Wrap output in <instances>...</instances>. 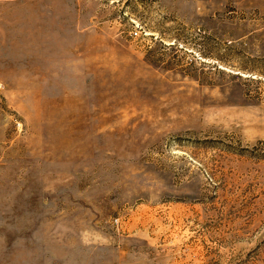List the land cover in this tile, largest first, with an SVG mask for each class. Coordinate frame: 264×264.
Listing matches in <instances>:
<instances>
[{
  "label": "rangeland",
  "instance_id": "1",
  "mask_svg": "<svg viewBox=\"0 0 264 264\" xmlns=\"http://www.w3.org/2000/svg\"><path fill=\"white\" fill-rule=\"evenodd\" d=\"M0 264H264V0H0Z\"/></svg>",
  "mask_w": 264,
  "mask_h": 264
}]
</instances>
